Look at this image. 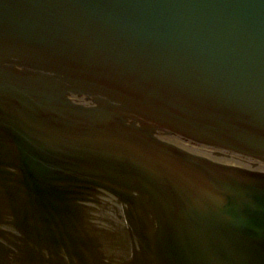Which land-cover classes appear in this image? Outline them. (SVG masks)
Here are the masks:
<instances>
[{"label": "water", "instance_id": "1", "mask_svg": "<svg viewBox=\"0 0 264 264\" xmlns=\"http://www.w3.org/2000/svg\"><path fill=\"white\" fill-rule=\"evenodd\" d=\"M0 264H264V0H0Z\"/></svg>", "mask_w": 264, "mask_h": 264}]
</instances>
